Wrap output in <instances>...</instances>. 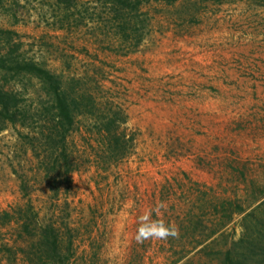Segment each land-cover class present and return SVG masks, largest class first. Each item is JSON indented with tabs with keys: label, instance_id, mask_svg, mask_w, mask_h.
Returning <instances> with one entry per match:
<instances>
[{
	"label": "rangeland",
	"instance_id": "374dc122",
	"mask_svg": "<svg viewBox=\"0 0 264 264\" xmlns=\"http://www.w3.org/2000/svg\"><path fill=\"white\" fill-rule=\"evenodd\" d=\"M149 2L124 35L103 7H80L84 24L59 28L56 0L0 1V58L51 70L77 96L92 95L98 112L122 105L136 138L108 165L73 131L68 178L42 163L52 124L42 83L0 72V87L28 112L0 131V264H55L39 251L51 224L61 249L72 244L68 264H172V251L190 253L181 264H222L231 247L264 253V0ZM90 117H78L83 130ZM159 202L179 236L137 243L138 216ZM34 216L30 236L22 224Z\"/></svg>",
	"mask_w": 264,
	"mask_h": 264
},
{
	"label": "trees",
	"instance_id": "16d2710c",
	"mask_svg": "<svg viewBox=\"0 0 264 264\" xmlns=\"http://www.w3.org/2000/svg\"><path fill=\"white\" fill-rule=\"evenodd\" d=\"M2 1V0H0ZM57 5L64 12L63 22L59 28H64L67 24L82 26L86 17L82 14L81 8L88 5L85 11L87 14L91 9L97 10L98 7H103L104 14L108 17V21L118 24L124 35L127 34L126 25L128 26L133 19H138L140 15L146 16L143 11L149 0H96L95 4L92 0H56ZM81 5V6H79ZM79 12V13H77ZM103 19V16L100 15ZM66 24V25H65ZM0 72L31 75L37 78L43 86V90L49 98L47 106L44 108V114L48 115L51 127L49 133L44 139V149H46L44 164L54 166L53 170L57 169V165L65 168V175L70 177V174L76 170L74 162L70 160L68 151V140L70 134L77 130L81 136L89 142L88 145L95 152V156L100 158L105 164L114 165L123 161L130 155V150L134 148L136 140L135 135L128 132L127 123L128 117L122 105L114 103H106L104 110L98 112V103L89 93L82 91L77 96L76 89L65 88L60 75L53 73L51 70L33 62V61H15L10 58H0ZM67 89V90H66ZM74 94V95H73ZM39 112V111H38ZM27 111L21 110L20 97L11 92L5 87H0V131L4 130L8 123L17 124L19 121L25 124ZM91 116L92 122L83 130L79 121L80 116ZM23 118V119H22ZM52 169H47L48 174H51ZM51 172V173H50ZM61 175V172H60ZM245 212L243 207H239L238 213ZM3 226L7 225L11 220V214L6 212L3 214ZM36 217H30L23 220L22 230L24 233L33 235V223ZM44 244L39 248L41 255L49 258L53 263L68 264L71 256L72 244L69 243L65 249H61V240L59 231L54 225H49L45 228ZM242 242V240L240 241ZM236 248L227 249L224 253L222 264H264V253L262 255L246 256L236 251ZM264 250V245H263ZM174 261L172 264H181L189 257V252L172 251Z\"/></svg>",
	"mask_w": 264,
	"mask_h": 264
},
{
	"label": "clouds",
	"instance_id": "9594fccd",
	"mask_svg": "<svg viewBox=\"0 0 264 264\" xmlns=\"http://www.w3.org/2000/svg\"><path fill=\"white\" fill-rule=\"evenodd\" d=\"M166 207L165 202H159L155 207L149 208L138 216V227L134 237L137 243H143L151 239L161 240L179 236L177 225L166 223L164 219L160 218Z\"/></svg>",
	"mask_w": 264,
	"mask_h": 264
}]
</instances>
